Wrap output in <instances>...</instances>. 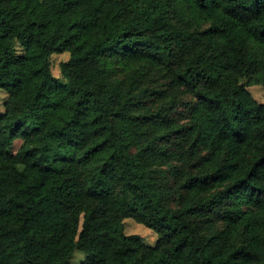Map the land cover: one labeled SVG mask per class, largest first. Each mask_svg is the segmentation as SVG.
Here are the masks:
<instances>
[{
    "label": "trees",
    "instance_id": "trees-1",
    "mask_svg": "<svg viewBox=\"0 0 264 264\" xmlns=\"http://www.w3.org/2000/svg\"><path fill=\"white\" fill-rule=\"evenodd\" d=\"M253 85L264 0H0V264H264Z\"/></svg>",
    "mask_w": 264,
    "mask_h": 264
},
{
    "label": "rangeland",
    "instance_id": "rangeland-1",
    "mask_svg": "<svg viewBox=\"0 0 264 264\" xmlns=\"http://www.w3.org/2000/svg\"><path fill=\"white\" fill-rule=\"evenodd\" d=\"M69 56L67 53L63 54H53L49 57V63L51 72L54 77H60L59 65L68 60ZM247 91L253 97V99L264 105V87L261 85H253L247 87ZM6 99V94L3 91H0V112L2 111V104ZM19 142L13 144L14 151L17 150ZM123 232L125 235H133L138 237V239L146 244L153 246L158 238L157 234L152 230L144 227L143 225L137 224L131 219H126L123 221ZM85 255L79 251H74L69 257L70 264H79L83 262Z\"/></svg>",
    "mask_w": 264,
    "mask_h": 264
}]
</instances>
